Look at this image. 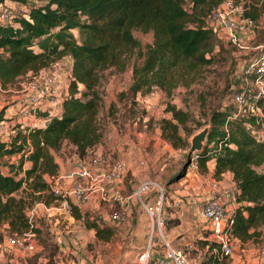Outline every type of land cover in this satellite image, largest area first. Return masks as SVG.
<instances>
[{"label": "trees", "instance_id": "obj_1", "mask_svg": "<svg viewBox=\"0 0 264 264\" xmlns=\"http://www.w3.org/2000/svg\"><path fill=\"white\" fill-rule=\"evenodd\" d=\"M11 1L24 6L29 0ZM221 1L45 0L28 6L26 13L15 16L12 23L0 25L3 85L28 71L37 73L65 56L71 67L60 114L46 110L44 125L17 122L9 138L0 139V159L17 154L14 160H0V241L7 234H22L31 225L36 230L29 211L37 202L57 203L49 178L59 173L56 153L63 144L71 147L76 158H83L105 137L98 115L101 71L111 66L121 70L130 63L140 48L133 29L151 31L153 40L140 53L141 62L132 66L129 90L144 95L157 86L170 95L175 87L188 86L198 79L202 66L212 62L215 35L205 26V18ZM251 8L245 15L257 19L259 14ZM73 28L82 34L80 40ZM165 110L170 116L160 119L161 136L174 147H185L180 129L189 119L188 111L170 101ZM228 113L218 108L211 111L213 126L208 143L212 147L196 154L195 160L202 171H207V162L213 158L216 177L231 172L236 205L230 232L245 242L257 237L264 226V169H257L260 165L264 168V139L255 132L264 117L260 122L254 117L227 120ZM4 115L0 109V122L5 120ZM25 161H30L27 168L23 166ZM72 206L73 217L80 218L79 208ZM169 221L174 219L166 223ZM83 223L95 230L98 239H109L114 233L112 226L98 218L85 216ZM217 243L203 242L207 250L201 264L213 262L210 250Z\"/></svg>", "mask_w": 264, "mask_h": 264}, {"label": "rangeland", "instance_id": "obj_2", "mask_svg": "<svg viewBox=\"0 0 264 264\" xmlns=\"http://www.w3.org/2000/svg\"><path fill=\"white\" fill-rule=\"evenodd\" d=\"M251 1L253 2L251 9L254 13L259 14L258 27L249 33L247 42L251 45L259 43L264 45V0ZM6 2L13 7L15 16H22L26 13L28 6L43 4L45 0H29L24 6L10 1ZM255 3L256 5H254ZM71 31L77 39L82 38L78 28H73ZM133 34L139 40L140 48L136 49L130 63L121 70L111 66L101 71V83L98 89L102 99L98 115L105 127L104 140L115 139L120 146L117 151L110 153L105 158L104 169L116 159L123 158L128 164L123 177V186L119 188L123 195L130 194L139 182L153 180L164 188L168 203L176 197L181 201V190L190 179L197 174L206 175L209 168L213 167V158L207 162V171H202L197 164L193 165L196 153L189 149L190 137L203 126L210 124L213 109L218 108L230 112L234 108L231 96L245 83L242 66L252 51L239 48L224 38L215 36L214 58L211 63L202 66L198 79L188 86L175 87L170 95H166L157 86L151 92L142 95L140 92L133 93L129 90L132 82V66L134 63L141 62L140 53L145 50L147 44L152 42L153 35L151 31H143L139 28L133 29ZM69 63L70 59L66 57L61 66V72L57 73L59 76L63 75L60 84L65 91L70 78ZM53 64L37 73L28 71L26 74L19 75L6 85L0 81V109L5 112V120L2 121V126L0 125L1 140L9 138V134L13 132L11 129L17 124V119L27 121L32 116L42 117L43 113L48 110L46 107L25 108L24 105L29 83L34 79V76L52 72ZM79 86L82 88L81 85ZM167 101L188 111L189 119L185 123V128L180 129V133L186 139L185 147H174L161 136L160 119L170 116V112L165 110ZM52 111L56 113V111ZM26 116L31 118H25ZM206 147H212V143L206 141L204 148ZM95 149L96 147L92 151ZM16 155H6L3 158L10 160L12 156L14 158ZM72 155L71 147L66 144H63L56 153L57 158H68V165L78 159H73ZM257 169L263 170L264 168L260 165L257 166ZM226 181L228 186L231 185V180L227 179ZM88 185H90V199H92L93 194H96L93 189L94 184L89 183ZM117 186H119V182ZM98 195L97 200H99ZM133 201L135 202L133 205L138 208V201ZM94 202L107 208L113 207V204L107 202L105 204L103 200ZM165 207L167 208V205ZM166 208L165 210H167ZM46 212L47 210L38 204L29 211L30 219L36 227V248L31 252H22L9 247L3 239L0 241V264L66 263L65 260L63 263L60 261L61 251L46 219L48 216ZM53 214L57 215L56 212ZM164 230L166 229L164 228ZM61 232L66 234L67 231ZM159 247L163 248L162 245ZM204 254L203 251L200 256ZM126 264L132 263L127 262ZM218 264H264V226L261 233L254 239H248L245 242L239 241L233 254Z\"/></svg>", "mask_w": 264, "mask_h": 264}, {"label": "built area", "instance_id": "obj_3", "mask_svg": "<svg viewBox=\"0 0 264 264\" xmlns=\"http://www.w3.org/2000/svg\"><path fill=\"white\" fill-rule=\"evenodd\" d=\"M252 5L251 0H222L205 18V26L211 28L215 36L224 38L239 48L252 51L242 66L245 83L232 93L234 108L228 113L227 120H247L254 117L260 122L264 117V45L261 43L251 45L247 42L249 33L258 27L257 19L245 15V11ZM14 17L13 7L6 0L1 1L0 25L12 23ZM66 57L68 56L54 62L52 72L34 76L27 86L25 108L46 107L50 114H60L61 103L67 95V87L65 91L60 84L63 75L59 76L57 73L61 72ZM70 68L69 63V77ZM66 85L68 86V83ZM0 125L2 126V121ZM224 128L227 130L226 125ZM255 132L258 138L264 139L263 122ZM105 158L104 152L100 149L98 151L97 148L89 155L78 158L65 171L49 178L51 190L58 196L57 203L46 205L37 202L36 204L47 209L59 207L69 215H72V205H76L81 213L79 219L84 220L85 216H89L82 205L91 197L88 184H94L99 191L98 199L116 202L118 205L111 214V218L116 222L125 220V206L131 200H137L143 206L149 221V242L151 244L160 242L163 246V255L156 260V264H201L203 256L200 254L193 256L188 249L166 237L164 228L167 220L165 210L167 194L164 188L153 180H144L139 182L130 194L123 195L117 183L126 171L127 163L123 158H118L104 169ZM196 164L195 160L193 165ZM235 199L236 187L235 184H231L224 187L220 193L210 192L203 202L202 213L209 222L211 240L218 242L210 250L213 257L211 264H218L231 256L240 241L230 232L234 209L230 203H235ZM35 235V229L31 225L20 235L16 233L5 235L4 243L19 251L31 252L36 248Z\"/></svg>", "mask_w": 264, "mask_h": 264}, {"label": "crops", "instance_id": "obj_4", "mask_svg": "<svg viewBox=\"0 0 264 264\" xmlns=\"http://www.w3.org/2000/svg\"><path fill=\"white\" fill-rule=\"evenodd\" d=\"M6 1L12 2L11 0ZM17 122L24 125H44L46 117L32 116L27 121L19 118ZM95 147L104 151V154L108 157L110 153L117 151L120 146L115 139L104 140L103 138ZM16 157L17 155L14 158L12 156L10 160H14ZM72 158L77 159L74 154ZM56 159L60 165L59 173L69 167L68 158L56 157ZM23 166L24 168L29 167L30 161H25ZM213 167L209 168L206 175L197 174L190 179L181 190V201L177 197L169 203L166 201L167 219H174V221H169L165 225L166 237L188 249L193 256L205 252L207 248L203 244L204 240L212 239L209 222L203 217L202 213L204 199L210 192L220 193L224 187H227V179L231 180V184H235L231 172L226 171L216 177L213 175ZM5 170L7 169L5 168ZM124 174L119 180V187L123 186ZM93 189L96 194H93V198L84 203L82 208L88 212L90 219L98 218L104 224L114 228V233L109 239H98L93 228L85 227L83 220L67 214L59 207H53L54 209L44 208L47 210L48 216L54 215L49 218L46 216V219L54 232L55 241L59 245L61 263L66 261L65 264H126L127 262L132 264H156V260L163 255V248L159 247L160 242H153L152 244L149 242V221L143 206L138 204L139 207L136 208L133 205L135 202L131 200L125 206V220L116 222L111 218L112 212L118 208L116 202H107L113 204L112 208L97 205L94 201L100 202V199L97 200L99 191H97L96 186ZM103 203L106 204V201H103ZM235 205L236 202L230 203L232 208ZM55 212L57 215L53 214ZM61 231L67 232L63 234ZM142 248L144 249L142 250Z\"/></svg>", "mask_w": 264, "mask_h": 264}, {"label": "water", "instance_id": "obj_5", "mask_svg": "<svg viewBox=\"0 0 264 264\" xmlns=\"http://www.w3.org/2000/svg\"><path fill=\"white\" fill-rule=\"evenodd\" d=\"M212 121L210 116V124H207L194 132L190 137V151H194L196 154L202 152L205 148L206 141L208 142L209 134L212 130Z\"/></svg>", "mask_w": 264, "mask_h": 264}]
</instances>
